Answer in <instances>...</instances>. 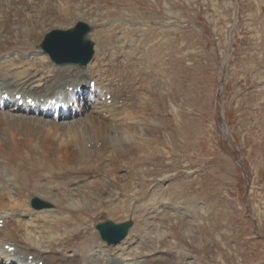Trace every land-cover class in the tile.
<instances>
[{
	"label": "rangeland",
	"instance_id": "obj_1",
	"mask_svg": "<svg viewBox=\"0 0 264 264\" xmlns=\"http://www.w3.org/2000/svg\"><path fill=\"white\" fill-rule=\"evenodd\" d=\"M89 1L96 2L99 7L92 8L95 18L89 21L91 25L95 24L92 38L98 44L96 57L91 64H95L96 68L98 62L103 63L109 72H113L112 77L128 76L125 92L129 89L127 95L144 101L148 108V113H144L142 108V113L136 116L139 120L137 129H123L115 134L117 143H121L123 138L137 149H123V153L117 154L96 147L95 152L101 156H89L82 141L89 140L90 136L94 140L103 139L101 135H96L95 139L93 134L98 131L109 137L110 131L104 126L108 123L102 116L96 118L97 127L87 120L77 123L84 120V116L75 123L69 122L67 126L61 123L56 127L48 126L51 128L49 134L41 140L45 145L51 143L50 147L54 146V159L44 158L40 152L42 148H36L34 143L25 145L23 150L40 152L41 160L50 161L35 164L39 180L49 181L50 192L52 183L57 179L74 182L84 174L96 173L97 178L92 182H97L107 173L109 180L111 175L125 179V183L122 180L118 183L111 181L114 194L120 189V184V190L124 192L125 189L133 194L132 186L136 184L139 188L134 191V196H140L146 183V195L138 201L126 198L132 201L127 207L128 211L114 206L121 191H117V197L113 200L105 189L100 190L103 188L100 184L90 188L95 193L92 195L95 203H88V199L80 196L86 195L88 190L90 192L89 187L78 189L77 193L63 200L57 192L56 199L51 201L61 205L68 198H81L75 210L82 213L77 220H85V233L82 236L88 237V221L92 218L89 233H96L94 225L109 218L117 223L127 219H138L139 222L141 217L136 212H139L142 201L156 200L155 197L172 200L181 191L179 195L199 199L193 201L196 209L191 219L192 225L186 227L183 216L177 215L172 217L173 222L167 228L142 222L143 231L154 237L168 233L167 237L160 236L161 243L182 245L185 255H189L190 247L193 254L190 257L197 256L199 259H187L188 264H264V0H156L155 3L154 0H109L110 5L119 6L112 10V14L108 12L110 9L105 0ZM153 4L155 15L152 16L149 13ZM83 8L88 7L83 3H74L68 7L69 12L63 9L58 19H64L55 27L68 28L76 23L81 19ZM97 9L103 12L99 13ZM122 9L123 12L118 13ZM137 13L142 14L135 16ZM122 18L127 22L118 27L115 22ZM85 19L88 20L89 16ZM48 20L47 26L40 28L42 34L39 39L26 40L29 46L13 42L14 49L30 51L27 62L32 63L31 68H41L50 60L45 55L44 59L37 61L31 55L56 19L52 15ZM64 70L66 75L76 71L71 67ZM145 98L155 101H146ZM152 113L155 117L160 114L158 119L162 120L156 118L158 127L155 129L149 128L153 121L150 118ZM222 118L226 133L221 125ZM13 130L21 136L25 132L20 126ZM63 131L65 133L62 135ZM57 134L65 138L58 137L59 142L55 139L47 142L48 137L54 138ZM29 135L34 136L32 133ZM35 141L39 142L38 139ZM7 142L11 144V139L8 138ZM120 145L119 149L124 148L123 143ZM77 149L85 150L84 155L78 158ZM18 150L13 148V153L17 154ZM106 158L124 161L128 174L122 176L126 172L120 173L116 169V175L111 164L104 163ZM24 160L18 163L25 166L30 164ZM80 162L84 163L83 166L79 165ZM67 163L72 166H67ZM115 164L118 165L117 162ZM120 167H123L122 163ZM138 167L146 182L141 178ZM188 184L190 188L187 193L185 188ZM98 189L100 191L97 193ZM37 192L47 191L41 189ZM185 199L179 203H191ZM127 200L121 202L126 204ZM159 205H162L159 217L168 209L166 206L173 209L167 203L158 202L156 206ZM56 208L53 204L50 209ZM100 209L121 211L112 215L108 211L99 213ZM76 211L69 210V213H74L76 217ZM190 212L187 208L186 214ZM140 232L141 227L137 225L130 240L137 242ZM32 236L38 239L40 232ZM97 237L99 235L93 240L96 246L99 245ZM140 238L139 248L147 249L151 245L150 249H160L153 248L147 239ZM135 247L128 253L136 250ZM160 250L165 251L161 254L166 256L169 264H186L181 260L182 255L177 254L181 258L178 259L168 255V250ZM117 251L121 252L115 249Z\"/></svg>",
	"mask_w": 264,
	"mask_h": 264
},
{
	"label": "bare ground",
	"instance_id": "obj_2",
	"mask_svg": "<svg viewBox=\"0 0 264 264\" xmlns=\"http://www.w3.org/2000/svg\"><path fill=\"white\" fill-rule=\"evenodd\" d=\"M13 1H15V4L18 6V8H16V10L14 11ZM22 1L23 0H0V17L2 20L0 24V39L10 38L13 39V42H22L23 44L29 46L30 44L26 40L39 39L40 34H42L40 33V31L42 30L40 28L47 26V23L49 21L48 19L51 18L52 15H46L43 10H38L36 6H30L29 8H19V4H21ZM155 1L156 0H154V3ZM109 2V0H105L106 6L108 7V9H110V11L108 12L112 14V10H114V8L117 9V7L119 6L115 4L110 5ZM18 11L21 12V14ZM122 12L123 9L119 10L118 13ZM141 14L142 13H137L135 14V16H141ZM149 14L152 16L155 15L154 4L150 9ZM8 17L10 18V25L6 27L3 22H6L4 18ZM125 21L127 22L125 18H122L121 20L118 19V22H115V24H117L118 27H121L123 25V22ZM14 50L11 52H3L4 50L0 49V78L1 80H3L0 81V88H7L8 91H6L5 93L9 92L12 98H15L17 94L24 92L26 94H30L29 96L35 97V99L39 100H41L42 98L53 99V97L51 96H54L56 85L58 84H60V86L64 88L67 84L73 83L72 85H74L75 88L80 87L85 89L87 87V81L96 80L97 87L95 95L97 96V99L94 98L93 101H91L92 98H90V100H84L86 104L93 103L92 109H90L88 113H85L87 109H83L80 105V114L83 113L86 116V118L84 120H80V122H85L87 120L89 124L96 126V118H98V115H101L107 123H109V120L115 121V124H113L112 126H104L110 132H113V130H115L116 134H119V132H121V130L123 129H137L139 120L136 119V116H139L142 113V108H144V113H148V108L145 106L146 104H144V101L142 102L140 101V99L132 97L131 95L128 96L127 93H125V90L123 91L122 88H120L122 85H124V87L127 86L128 76L119 78L116 76L112 77L111 74L113 72H109L104 67L103 63L98 62L96 68L94 67L95 64H89L87 67L80 68L79 66L77 67L75 65L56 66L52 61L48 60L46 65L43 64L40 66L41 68H31L33 67L32 63L27 62L29 60L28 57L30 55V51H26L24 49ZM50 67H52L53 69H51ZM65 67L74 68L76 71L69 72V75H66V72L64 70ZM7 80L11 82H7ZM50 92L52 93L50 94ZM109 94L112 95V104H109L107 98ZM103 98H106L105 101H103ZM121 100H124V104H120ZM145 100L153 102L155 101L147 98H145ZM18 101L19 100L16 101V104L18 103ZM79 102L82 103L81 99H79ZM140 103H142L141 106H139ZM16 104L11 108V110H13L10 111V113L8 112L7 114H4L0 111V183H2V191L0 190V220L3 219L5 223V226L3 228H0V264H3L2 261L5 258L8 259V262L6 261L4 264H18L16 260L11 261L10 257L12 256V252H9V250H6L4 248L6 243L9 241H12L14 243V245L17 247V253L21 256H27L31 254L34 255L35 259L32 261H30L29 258L25 257V264H34L36 260L45 261V264H124L129 261H132L130 263L134 264H169L166 256L161 254L165 251H162L160 249L158 251H156L155 249H150L151 245L147 249L140 248L142 250H148L149 252H146V254L135 253L133 258L123 259L126 250V247L124 245L119 248L121 252H115V248L108 247L107 249H105L104 254L100 257L97 254V247H99V245L96 246L93 242L96 236H82V234L85 233L83 228L85 220L78 221L77 219H79V217L76 218L74 216V213L72 212H70V217L59 215L53 216V219L51 221L49 220L50 222L47 220L44 221V224L46 225L42 224V228L43 225L44 228L42 232H40V236L38 239L33 237V234L31 232H26L27 228L24 227V222H22L23 220H17V216H24V213H19L17 211H13L12 209L9 210L8 206L13 205V192H21V195L28 193L30 195L33 191L37 192L41 189L48 191L49 181H47L46 184H40L38 182L39 177L37 175L38 172L35 171V164L38 162L45 164V162L47 161H44L42 159L44 161L43 162L41 160L40 152H42L44 158H52V155L55 156L56 153L53 150L54 146L52 145V147H50L51 143L49 144V146L45 145V143L43 144L41 139L49 134V130L51 128H47L48 126L50 127V125H52L53 127H56L59 124L55 120L49 121L45 116L38 117L34 115H28V113L25 111V109H27L26 106L25 109L23 108L21 110L23 114L20 115L21 111H15V109H18L16 107ZM2 105H7V103L5 101H0V107ZM150 110L151 109H149V111ZM150 114L151 113H149V115ZM159 115L156 114L155 117L153 114L152 117H150L153 120L150 122V129H155L158 127L156 118H158ZM16 126H20V128L25 129V132L22 133V136L19 133L14 132L13 129ZM30 133H32L34 136L29 135ZM59 133L60 131L58 132V134ZM64 133L65 131L62 132V135ZM24 135H27L29 137H23ZM110 135L111 136L109 140L103 143L102 149L104 151L108 150L111 153L118 154L123 153L125 150L127 151L130 148H134V151L135 149H137V147H131V143H129L127 140H124L123 138L120 141L121 143H117L118 141L116 142V140L118 139L116 138L115 134ZM58 137L59 135L54 138L48 137L47 142L52 139H55L56 142H59ZM8 138L11 139V144H8ZM36 139H38L39 142H36ZM103 139H97V142H100ZM86 140L82 141L83 146L86 145L84 144ZM31 143H34L36 148L41 147L42 151L33 152L28 151L27 149L23 150L25 145ZM122 143V146H124V148L119 149L121 146L120 144ZM74 147L77 148V145H74ZM13 148L19 149L17 154L13 153ZM57 150L58 149H56V151ZM84 151L85 150L79 151L77 149V152H79L76 154L77 157L79 158L80 156H83ZM86 151H88L87 148ZM24 159L27 160L30 164H27L25 166L24 164L18 163L19 161ZM49 162L50 161L46 163ZM13 173L15 174L14 179ZM9 174L12 175V177L8 179L7 175ZM52 176H54V174ZM107 176L108 174L106 173V175H103L102 178L97 182L90 183L89 189L91 188V186L100 184L99 186L103 187L100 188V190L105 189L104 191H107L108 196L114 200L117 196L114 194V189L111 185V181L113 183H118L122 179L118 178L119 176L114 177L111 175V179L109 180ZM63 187V190L59 191L61 200L67 199L65 197H69V195H73L74 193L71 192L75 191L78 188V186H76L74 189H72L69 186L66 187V184ZM100 190L98 189L97 193ZM93 194L95 193L90 189V192L89 190L86 191V195L80 194V196H84V199H88L89 203H95L92 196ZM39 196L42 197L41 195ZM77 200H81V198ZM25 205L26 202H23L21 200H18L17 204H15V206L17 207ZM160 206L162 207V205L156 206V212H158ZM166 207L170 209L169 205ZM152 211L150 210L149 212ZM25 214L29 216V220L36 221V218H31V215H33L32 212ZM48 222L50 225H48ZM24 228L25 231L23 232ZM45 233L46 235H44ZM130 239L131 238H129L126 243H131L132 241ZM139 240H141L140 237L137 238V242ZM2 242L3 247H1ZM143 243L146 242L143 241ZM143 247L146 248L145 246ZM174 264H176V262Z\"/></svg>",
	"mask_w": 264,
	"mask_h": 264
},
{
	"label": "water",
	"instance_id": "obj_3",
	"mask_svg": "<svg viewBox=\"0 0 264 264\" xmlns=\"http://www.w3.org/2000/svg\"><path fill=\"white\" fill-rule=\"evenodd\" d=\"M90 28L86 24H79L70 31L54 33L45 45L58 61L87 62L92 56L93 43L85 40Z\"/></svg>",
	"mask_w": 264,
	"mask_h": 264
}]
</instances>
